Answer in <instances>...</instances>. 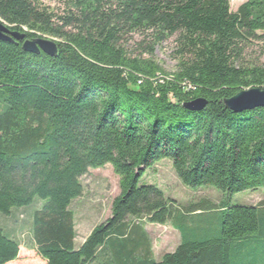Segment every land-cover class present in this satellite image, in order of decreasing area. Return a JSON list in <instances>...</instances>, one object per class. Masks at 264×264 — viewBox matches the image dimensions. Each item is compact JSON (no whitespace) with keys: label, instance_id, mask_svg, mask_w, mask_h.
I'll return each mask as SVG.
<instances>
[{"label":"trees","instance_id":"16d2710c","mask_svg":"<svg viewBox=\"0 0 264 264\" xmlns=\"http://www.w3.org/2000/svg\"><path fill=\"white\" fill-rule=\"evenodd\" d=\"M231 2L0 0L1 21L59 47L50 57L0 41V215L46 202L31 216L46 264H264V201L182 213L141 184L169 160L191 189L231 197L264 187V108L237 114L224 104L264 88V0L235 12ZM134 36L136 57L123 45ZM172 38L178 65L167 74L154 47ZM197 99L208 102L202 112L184 107ZM109 164L120 194L76 249L82 178ZM145 223L171 224L181 244L158 261ZM20 246L0 226V264Z\"/></svg>","mask_w":264,"mask_h":264},{"label":"rangeland","instance_id":"374dc122","mask_svg":"<svg viewBox=\"0 0 264 264\" xmlns=\"http://www.w3.org/2000/svg\"><path fill=\"white\" fill-rule=\"evenodd\" d=\"M247 0H232L231 10L238 8ZM53 8H58L51 3ZM176 38L169 39L154 47L155 62L167 73L177 70L178 60L175 58ZM141 38L129 37L123 45L129 54L136 57L144 50L139 47ZM145 58L149 57L144 55ZM264 62V58L262 59ZM84 194L72 204L75 213L76 244L81 245L95 227L111 217L112 203L120 194L119 177L114 173L112 165L91 170L82 178ZM141 184L157 186L167 199L176 202L182 213L190 209H204L210 204L230 206H257L264 201V187L258 191H246L228 197L214 188L191 189L184 186L177 178L173 165L169 160H163L153 169L147 170ZM46 202L35 199L33 204L22 209H14L11 216L0 215V226L20 243V253L16 261L9 264H46L36 253L32 238V211L42 207ZM145 229L152 242L155 258L161 261L163 256L173 253L181 244V234L171 224L157 225L145 223ZM96 264H99L97 262Z\"/></svg>","mask_w":264,"mask_h":264},{"label":"water","instance_id":"95a60500","mask_svg":"<svg viewBox=\"0 0 264 264\" xmlns=\"http://www.w3.org/2000/svg\"><path fill=\"white\" fill-rule=\"evenodd\" d=\"M0 41L22 44V49L34 55L44 53L50 57L59 55V47L55 40L38 38L27 39L26 34L14 31L10 26L0 20ZM225 106L234 113L240 114L264 108V88L243 90L234 97L224 101ZM208 105L205 99H197L184 104L187 110L202 112Z\"/></svg>","mask_w":264,"mask_h":264},{"label":"crops","instance_id":"0c3cea01","mask_svg":"<svg viewBox=\"0 0 264 264\" xmlns=\"http://www.w3.org/2000/svg\"><path fill=\"white\" fill-rule=\"evenodd\" d=\"M83 243H84V242H83ZM83 243H82V244H83ZM82 244H81V245H82ZM81 245H77V244H76V240H75V247H76V249H78Z\"/></svg>","mask_w":264,"mask_h":264}]
</instances>
